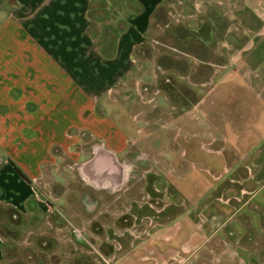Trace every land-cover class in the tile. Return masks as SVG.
Wrapping results in <instances>:
<instances>
[{
    "label": "crops",
    "instance_id": "1",
    "mask_svg": "<svg viewBox=\"0 0 264 264\" xmlns=\"http://www.w3.org/2000/svg\"><path fill=\"white\" fill-rule=\"evenodd\" d=\"M195 1L0 0V264H264V0Z\"/></svg>",
    "mask_w": 264,
    "mask_h": 264
},
{
    "label": "rangeland",
    "instance_id": "2",
    "mask_svg": "<svg viewBox=\"0 0 264 264\" xmlns=\"http://www.w3.org/2000/svg\"><path fill=\"white\" fill-rule=\"evenodd\" d=\"M189 4L191 5L192 4V1L191 0H188ZM188 3H186L185 0H181V3H179V7L182 8V10H179V12H174L173 10V15L171 14H168L167 15V23H170L171 21H178L179 23V27L178 28H168L166 29L167 31V34H165V37H168V36H171V38H178L180 39L181 38V42L179 40V43L181 44H177L178 48L182 46V43H184V39L187 38H198L200 40V38H202V36H204L203 32H202V23H201V12L197 13L195 11V9L191 10V9H187L185 10V7L188 6ZM198 4H196V1H195V4L199 6V9L202 10V0H198L197 2ZM218 7V4L217 6ZM226 6H222V8H225ZM187 11H189V14L192 15L194 14L195 15V12L196 14L198 15L197 18H194L193 21H189L190 23H192L193 27L191 28L190 26H188V23L186 24V22L188 21V18H187ZM172 17H175V18H172ZM215 25V28L212 30V34L213 35H217L218 32L220 33V35L222 36V33H223V30L221 29V27H218L216 23H214ZM244 31V30H242ZM189 41V40H188ZM174 42V41H173ZM196 42V41H195ZM198 43H200V41H198ZM198 43H194L193 45V49H194V52L200 54V48H201V45ZM191 45L189 44H186L185 47H188V48H191L190 47ZM232 47V46H230ZM199 48V49H198ZM192 49V48H191ZM228 51H233L232 49L231 50H228ZM80 137H81V147L83 150H86V151H89V152H92L94 147L97 146V145H101L99 144L98 141L94 140L93 137L91 136L90 133H88L87 131H82L79 133ZM84 184V183H83ZM3 229V227L1 228ZM5 230V229H4ZM7 238H9L10 236L6 235ZM16 238V237H15ZM18 241H20L19 243H22V245H24V243H26L25 239H20L19 237L16 238ZM20 239V240H19ZM30 241L32 242L33 240L30 239ZM54 248V247H53ZM54 250V249H53ZM58 260L56 257H53V261H56Z\"/></svg>",
    "mask_w": 264,
    "mask_h": 264
},
{
    "label": "built area",
    "instance_id": "3",
    "mask_svg": "<svg viewBox=\"0 0 264 264\" xmlns=\"http://www.w3.org/2000/svg\"><path fill=\"white\" fill-rule=\"evenodd\" d=\"M185 253V252H184ZM179 257V256H178ZM175 260V259H174ZM174 262V261H173ZM173 262H171L170 264H173Z\"/></svg>",
    "mask_w": 264,
    "mask_h": 264
},
{
    "label": "trees",
    "instance_id": "4",
    "mask_svg": "<svg viewBox=\"0 0 264 264\" xmlns=\"http://www.w3.org/2000/svg\"><path fill=\"white\" fill-rule=\"evenodd\" d=\"M21 173V172H20ZM22 175V174H21ZM23 176V175H22ZM24 177V176H23Z\"/></svg>",
    "mask_w": 264,
    "mask_h": 264
}]
</instances>
